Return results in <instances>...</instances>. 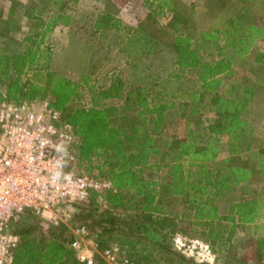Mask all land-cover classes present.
Listing matches in <instances>:
<instances>
[{"label": "trees", "instance_id": "16d2710c", "mask_svg": "<svg viewBox=\"0 0 264 264\" xmlns=\"http://www.w3.org/2000/svg\"><path fill=\"white\" fill-rule=\"evenodd\" d=\"M142 1L148 8L145 18L125 26L115 2L105 0L93 33L114 31L118 40H127L124 49L131 53L138 41L146 46L144 54L171 47L174 70L161 69L165 82L175 83L173 90L152 82L149 72L142 76L146 80L134 81L122 70L105 73L100 83L91 71L78 80L69 77L53 65L50 33L58 23L68 25L70 15L44 17L43 8L33 15L24 8L34 19L28 21L31 32L18 41L19 5L10 0L7 13L0 15L2 35L9 38H0V100L48 98L79 138L77 159L66 167L111 179L113 188L100 195L106 206H98V192L92 191L89 203L75 206L71 219L99 229L100 248L117 241L152 263L187 261L173 248L179 228L208 243L218 264L238 223L261 228L258 242L264 245V198L249 184L264 177V21L258 23L254 11L258 4L264 12V0H231L239 8L225 7L197 34L191 30L194 13L191 20L176 9L187 1ZM162 15L168 21L158 26L172 29L171 39L163 42L152 30ZM237 66L249 75L241 79ZM133 111V124L122 123ZM178 117L183 136H164ZM9 227L19 236L9 264H83L62 224L27 209Z\"/></svg>", "mask_w": 264, "mask_h": 264}, {"label": "built area", "instance_id": "2783aa9c", "mask_svg": "<svg viewBox=\"0 0 264 264\" xmlns=\"http://www.w3.org/2000/svg\"><path fill=\"white\" fill-rule=\"evenodd\" d=\"M78 147V136L48 98L0 100V264L11 262L19 240L8 224L25 210L58 223L67 220L92 191L105 203L100 195L113 188L109 177L66 167L67 161L77 159ZM72 233L70 247L83 264H134L117 241L98 247L96 235L86 225H77ZM175 241L178 249L191 254L197 245L199 261L217 264L208 243L188 239L187 247L179 235Z\"/></svg>", "mask_w": 264, "mask_h": 264}, {"label": "rangeland", "instance_id": "374dc122", "mask_svg": "<svg viewBox=\"0 0 264 264\" xmlns=\"http://www.w3.org/2000/svg\"><path fill=\"white\" fill-rule=\"evenodd\" d=\"M102 1L103 0L100 1L99 7H97V9L100 8L101 11L103 10ZM111 1L115 2V5H113L115 6V8L113 7V9H115V14L121 17H119V19L125 26H134L139 20L144 19L147 15L148 8L142 0H125V3L121 4L119 3L120 0ZM180 1H187L186 3L181 2L178 5V8L176 7V9L180 10L182 15L189 16L190 18L191 12L195 15L196 20L191 18V20L193 19L191 30L194 29V34H197L203 29H207L215 20V16L220 15L219 13H221L225 7H229L234 11L239 8V5L231 0L226 4L221 3V0H206L210 4V7L205 4L204 0ZM86 4H89L88 6L85 5L86 10L79 15H75L68 26L61 25V27L59 26L55 31H53V33H50V38L54 48L53 65L55 68L65 72L66 75L76 80H78L84 72L91 71L92 77H94L99 83L106 80V78H104L105 73L109 74L113 71L122 70V75H124L128 81L146 80L142 78V76H146V74L149 72V77L153 78L151 81L155 84L162 86L168 91H171L175 88V83L165 82L166 71L161 69L165 66H168V69L165 68L166 70H174L173 66H169L174 55L171 47H164V49L161 51L154 50L149 54H144V51H142L141 48L145 49L146 46L144 44L140 45L138 41L137 44L132 43L131 47L135 49L134 52L131 53L129 50L125 51L124 46L128 45L127 40H118L121 38H118V36L114 34V31L106 30L93 33V12L89 11L92 8V5L91 2H86ZM57 9H59V7H57ZM261 9L262 8H260L258 4L254 5V11L258 23H262L264 21V12L261 11ZM82 15H84V17ZM156 21L157 25L155 24L156 26L152 28V30L155 31V34L158 36V38L160 37L162 42L170 40L172 37V29L170 27H164L161 29L158 26L159 23H167L168 16L162 15ZM186 23L187 19L184 21V25H186ZM2 24L3 22L1 23L0 27ZM2 31L3 30L1 29L0 38L9 39L7 36L3 37ZM8 36L12 38L10 33ZM258 45L262 44L259 43ZM159 46H154L152 49H155ZM133 62L136 64L133 65ZM256 70H259V66L256 67ZM235 72L241 79H244L246 74L249 75L248 71L240 66H237V70H235ZM164 83H166L165 87L163 86ZM207 114L209 116L213 115L212 113ZM136 115L137 114L134 111L125 115L122 118V123L131 126ZM262 117L263 119L261 121L264 123V116ZM258 128L259 127L256 126V129ZM172 132L176 133L178 136H183V119H180L179 117L173 119V121L170 123V126L167 128V133L163 135L166 136L168 133ZM222 156H225V152H222L220 157ZM153 175L155 176L156 174L153 172ZM161 175L164 177L163 173ZM249 184L251 188H255L257 191H259L258 194L262 195L264 198V177L261 179L258 177L254 179L252 178ZM88 203L89 199L78 203L75 205L76 209L77 206H86ZM75 206L70 214V217H68L65 221L60 220L58 223H54L46 218L45 219L55 226H59L61 224L64 225L65 228L67 227V235L71 234V237H73L72 228L80 225L71 223L72 216L76 211ZM98 206L105 207L106 204L99 200ZM253 226L254 223H238L236 225L233 238L227 245V248L224 250V255L221 259H219L218 264H264V245H261L262 243L259 245L258 242V236L260 235L261 228H258L255 231ZM87 227L90 230V233L96 235L97 241L99 229L89 226ZM8 228L10 229L9 224ZM177 235L185 239L187 247L189 246L188 239H198L199 241H202L201 239L196 238V236H190L187 232H183L178 228V230L173 232V248L189 260L186 261L172 258L170 262L168 259V264H192V260L197 263L207 262L206 260L199 261L196 258V250L199 249L197 245H195L193 248V254H191L188 250L185 252L178 249L175 243V238ZM128 254L133 260L134 264H156L148 261L149 259L144 258L139 253L136 254L128 251ZM166 262V259H164L162 262H160V264H166Z\"/></svg>", "mask_w": 264, "mask_h": 264}, {"label": "crops", "instance_id": "0c3cea01", "mask_svg": "<svg viewBox=\"0 0 264 264\" xmlns=\"http://www.w3.org/2000/svg\"><path fill=\"white\" fill-rule=\"evenodd\" d=\"M55 0H13L14 3H17L19 5V20L21 23V27L19 30H17L15 32V36L17 37L18 40L21 39L22 36H24V34L26 33H30L32 30V27H29V23L28 21L33 20V16H27L23 10L24 8L30 12L31 15H33L34 13H36V10L39 8H43V16L46 17V13L48 14H57L59 12H64L70 15V20H73L75 15H79L82 12H84L86 10L85 5L88 6L89 4H86V2H91L92 8L89 10L91 12H93V19L95 20L97 13H99L101 10L100 8L97 9V7H99L100 1L101 0H67V2L65 3V7L63 10L62 5H63V0H60L59 3L55 2ZM105 0H103L102 4H104ZM10 5V0H0V15H2V17L5 16V14L8 11V7ZM69 6V7H68ZM84 6V7H83ZM51 7V8H49ZM57 7H59V9H57ZM85 8V9H84ZM104 8V5H103ZM46 9V11H45ZM49 9V10H48ZM57 12V13H55ZM84 17V15H82ZM2 21L0 20V25H1ZM61 25L64 26V24L62 23H58L55 25L53 31H55L59 26L61 27ZM69 25V24H68ZM66 25V26H68ZM1 28V27H0ZM53 31L51 33H53Z\"/></svg>", "mask_w": 264, "mask_h": 264}]
</instances>
